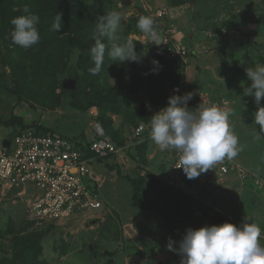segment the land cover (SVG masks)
<instances>
[{
  "label": "rangeland",
  "instance_id": "obj_1",
  "mask_svg": "<svg viewBox=\"0 0 264 264\" xmlns=\"http://www.w3.org/2000/svg\"><path fill=\"white\" fill-rule=\"evenodd\" d=\"M25 6L40 17L41 39L29 49L11 41L14 26L10 21L26 15ZM160 9L172 15L175 40L193 54L186 69L164 60L157 46L147 44V36L136 27L140 16H151ZM111 11L122 15L123 40L119 42L131 38L140 61L113 62L106 51L102 71L94 76L88 71L95 66L90 57L91 33L98 17ZM57 13L62 14L63 25L58 33L51 30ZM249 14L253 24L261 17L264 20V0H0V119L14 117L10 124L14 131L43 122L46 131L56 130L67 139L84 136L90 140L92 118L98 113L97 122L119 150L95 164L114 167L106 169L121 180L126 176L140 180L137 197L145 195L175 220L180 236L174 248L178 249L189 228L225 222L238 227L245 222L258 224L264 244V138L255 139L258 107L254 97L244 95V88L251 84L246 69L264 63H244L239 77L220 54L225 38L232 39L239 50L249 45L250 35L239 34L235 26ZM252 42L256 45L252 48L260 51L262 39ZM213 50L220 56H209ZM154 59L160 67L152 73ZM191 72L194 76L187 81L193 89L231 102L230 122L243 150L230 161L246 176L234 171L219 175L215 164L195 179L185 177L170 186L164 180L166 164L160 152L149 143L128 147L132 130L141 120L140 104H145L146 112L165 106L168 86ZM11 133L0 126L1 140L12 138ZM21 189L0 194V264H148L146 257L134 254L125 244L119 213L109 210L99 189L101 209L58 223L31 218V198L22 195ZM31 190L28 186V193ZM181 259L168 250L167 258L156 255L150 264H181Z\"/></svg>",
  "mask_w": 264,
  "mask_h": 264
},
{
  "label": "clouds",
  "instance_id": "obj_2",
  "mask_svg": "<svg viewBox=\"0 0 264 264\" xmlns=\"http://www.w3.org/2000/svg\"><path fill=\"white\" fill-rule=\"evenodd\" d=\"M21 15L13 18L11 32L13 44L29 49L39 43L41 37L37 28L40 17L25 6ZM151 16H140L136 27L147 36V44L161 45L162 37L157 31ZM63 27L62 14L57 13L51 30L59 32ZM122 15L111 11L98 17L91 33L94 45L90 48V57L94 67L88 69L92 75L102 71L105 54L113 62H139L131 38L123 40ZM107 40L109 44L104 41ZM145 43V41H141ZM150 72L158 71L160 64L153 60ZM246 75L251 81L244 88V95L254 97L258 110L254 113V123L259 125L255 139L264 138V65L248 67ZM178 91V89L176 90ZM193 93L173 95L168 105L151 118L150 139L161 152L175 150L179 153L177 168H182L188 179H195L202 173L225 159L232 160L243 150L238 136L232 130L230 117L233 112L217 105L200 103L195 110L188 108ZM148 113V112H147ZM142 119V118H141ZM262 232L258 224L245 222L241 226L225 222L221 225L189 228L179 247H173L169 241L167 248L181 255V264H264V244H261Z\"/></svg>",
  "mask_w": 264,
  "mask_h": 264
},
{
  "label": "built area",
  "instance_id": "obj_3",
  "mask_svg": "<svg viewBox=\"0 0 264 264\" xmlns=\"http://www.w3.org/2000/svg\"><path fill=\"white\" fill-rule=\"evenodd\" d=\"M151 17L162 37L163 44L156 45L162 58L186 69L189 57L193 54L183 43L175 40V30L169 23L168 11L157 10ZM223 34H226L225 31ZM187 80L180 78L169 85L166 90L168 99L173 95L192 92L193 98L187 105L190 110H195L200 103L217 105L226 110L232 108L229 100L213 99L193 89ZM167 105L168 103L159 109L148 110L147 118L141 119L133 128L128 147H135L140 143L152 145L160 152L166 164L165 182L175 186L186 177L183 169L176 167L179 153L175 150L161 152L150 139L151 118ZM97 120L98 113L92 118L94 123L90 140H86L84 136L67 139L55 132H41L38 129L44 126L43 122L26 129L11 130L12 138L0 139V194L22 187L19 192L22 195L28 194L31 198V218L40 222L58 223L65 218L72 219L73 216L101 209L103 203L98 198L97 180L91 173V166L99 159L117 155L119 149ZM4 141L8 142V147L3 145ZM216 166L219 175L225 176L234 171L242 173L239 176H246L241 169L233 168V162L228 159ZM28 186L32 187L29 193Z\"/></svg>",
  "mask_w": 264,
  "mask_h": 264
},
{
  "label": "crops",
  "instance_id": "obj_4",
  "mask_svg": "<svg viewBox=\"0 0 264 264\" xmlns=\"http://www.w3.org/2000/svg\"><path fill=\"white\" fill-rule=\"evenodd\" d=\"M178 9L180 10L182 8ZM252 18L253 16H251V14H249L247 17L243 16V18L235 23V26L236 29L239 30V34L240 32H245L246 34L250 35L249 39H252L255 42L259 41V39H262L263 43H261L259 46L260 51L257 49L254 50V48H252L253 46L256 48V45L254 42H252V40H248L249 45L247 47H243L242 50H239L238 46H236L233 40L227 38L224 39L223 45H221L222 48H220V54H222V57H225L227 60L226 65H231L235 70H237L238 73H236V75L239 77L242 76L244 72L243 69L239 67L244 66V63H264V20L261 17L257 24H253L254 18L253 20ZM171 20L172 15L169 16L170 24H172ZM249 20L251 22H248ZM173 28L175 30L174 25ZM225 35H227V32ZM220 54L213 50L210 52V55H208L220 56ZM238 54H240V56H238ZM208 55H206V57ZM193 76V72H191L189 75L187 73V79H191ZM224 77V80H227V75ZM53 132L56 133V130H53ZM91 173L97 180L100 196L110 208L109 210L114 211V213L118 212L120 215H122V217H120L118 214V217L119 221L121 220L122 222L121 226L123 228V238L125 244L130 248V250H132V248H137L140 252H143L145 250L154 248V251L146 256V262L148 264L153 261L152 258H154L156 255L161 254V256L163 255L165 258H167V245L169 241L172 240L173 235L166 228L163 218L155 212L139 210L137 204L131 200L132 187L130 183L126 180H121L118 177H114L113 174L104 168L103 165H92ZM123 189L124 194L121 195L120 191ZM155 261L157 263H161L162 260L158 259Z\"/></svg>",
  "mask_w": 264,
  "mask_h": 264
},
{
  "label": "trees",
  "instance_id": "obj_5",
  "mask_svg": "<svg viewBox=\"0 0 264 264\" xmlns=\"http://www.w3.org/2000/svg\"><path fill=\"white\" fill-rule=\"evenodd\" d=\"M170 63H172V62H170ZM172 64H175V65L180 67V65L177 64V63H172ZM98 119H99V116H98ZM15 120L16 119L14 117L10 118L7 121H2L0 119V126H2L4 128H9L10 130H13L12 128H10L11 127L10 124L13 123ZM36 124L37 123L30 124V125L31 126H35ZM30 125L22 126L21 129H26L27 127H30ZM135 126H137V123H136ZM38 130L41 131V132H44V133L51 132V131H46V126L45 125L43 127H41L40 129H38ZM102 161H103V159H99L97 162L98 163H102ZM108 166L109 165L105 164V167L107 169H109V170H113L114 169V167H110V166L108 167ZM117 173L120 175L119 170H117ZM123 179H125L127 182H129L131 187H132V198H131L132 202L137 204V207L139 208V210H146V211H151V212H155V213L159 214L163 218V221L165 223L166 228L173 235V238H172L171 241H173V242L176 241L179 238L180 234H178V232L175 229V224H176L175 220L173 218L169 217V213L168 212L167 213L164 212L162 209L157 207L154 204L153 201H151L150 199H147V197L145 195L141 196V197H137V195H138V193L140 191V188H141L140 180L129 179L128 176L123 177ZM132 251L134 252V254H138L139 256L146 257L147 255H149L150 253H152L154 251V248L153 249H149V250H145L143 252H140L137 248H132Z\"/></svg>",
  "mask_w": 264,
  "mask_h": 264
},
{
  "label": "water",
  "instance_id": "obj_6",
  "mask_svg": "<svg viewBox=\"0 0 264 264\" xmlns=\"http://www.w3.org/2000/svg\"><path fill=\"white\" fill-rule=\"evenodd\" d=\"M65 86H67L66 84H64V87ZM139 116H140V118H142V119H145V118H147V116H148V113L145 111V104L144 103H141L140 104V108H139ZM3 145L4 146H6V147H8V142L7 141H4L3 142Z\"/></svg>",
  "mask_w": 264,
  "mask_h": 264
}]
</instances>
